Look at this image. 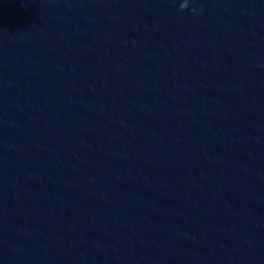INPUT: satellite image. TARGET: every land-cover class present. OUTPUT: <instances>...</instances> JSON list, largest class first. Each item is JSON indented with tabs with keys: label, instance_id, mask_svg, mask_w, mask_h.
Returning <instances> with one entry per match:
<instances>
[{
	"label": "water",
	"instance_id": "water-1",
	"mask_svg": "<svg viewBox=\"0 0 264 264\" xmlns=\"http://www.w3.org/2000/svg\"><path fill=\"white\" fill-rule=\"evenodd\" d=\"M0 264H264V0H0Z\"/></svg>",
	"mask_w": 264,
	"mask_h": 264
},
{
	"label": "clouds",
	"instance_id": "clouds-1",
	"mask_svg": "<svg viewBox=\"0 0 264 264\" xmlns=\"http://www.w3.org/2000/svg\"><path fill=\"white\" fill-rule=\"evenodd\" d=\"M183 6H184L183 3H181V4H180V7H179V10H180V8L183 7Z\"/></svg>",
	"mask_w": 264,
	"mask_h": 264
}]
</instances>
